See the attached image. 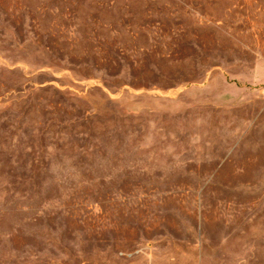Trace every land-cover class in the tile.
Instances as JSON below:
<instances>
[{"label": "rangeland", "instance_id": "rangeland-1", "mask_svg": "<svg viewBox=\"0 0 264 264\" xmlns=\"http://www.w3.org/2000/svg\"><path fill=\"white\" fill-rule=\"evenodd\" d=\"M200 3L135 33L155 86H0V264H264V0Z\"/></svg>", "mask_w": 264, "mask_h": 264}, {"label": "crops", "instance_id": "crops-1", "mask_svg": "<svg viewBox=\"0 0 264 264\" xmlns=\"http://www.w3.org/2000/svg\"><path fill=\"white\" fill-rule=\"evenodd\" d=\"M140 1L148 0H0V86L157 85L135 82L138 75L132 72L146 74L123 67V61L141 60L136 56L164 52L132 46L135 33L159 28L160 13L190 16L189 8L198 11L203 4L173 0L180 6L156 17L123 13L126 5Z\"/></svg>", "mask_w": 264, "mask_h": 264}]
</instances>
